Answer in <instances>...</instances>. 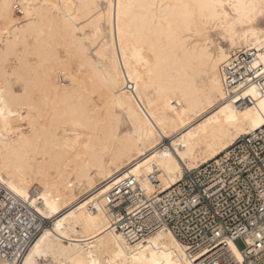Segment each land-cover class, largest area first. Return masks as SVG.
Here are the masks:
<instances>
[{"label": "bare ground", "instance_id": "bare-ground-1", "mask_svg": "<svg viewBox=\"0 0 264 264\" xmlns=\"http://www.w3.org/2000/svg\"><path fill=\"white\" fill-rule=\"evenodd\" d=\"M252 52L264 72V0H0V189L49 224L0 264H194L172 233L129 244L88 206L124 174L170 189L263 127L264 91L224 85Z\"/></svg>", "mask_w": 264, "mask_h": 264}, {"label": "built area", "instance_id": "built-area-1", "mask_svg": "<svg viewBox=\"0 0 264 264\" xmlns=\"http://www.w3.org/2000/svg\"><path fill=\"white\" fill-rule=\"evenodd\" d=\"M253 57V52L241 53L224 67L230 94L247 85L264 91V72L253 67ZM246 102L251 103H237ZM99 208L116 220L129 244L168 231L194 264H264V126L236 139L216 159L185 172L163 192L146 193L134 175H121L102 205L88 206L90 212ZM47 225L0 189V261L16 263ZM236 241H242V250Z\"/></svg>", "mask_w": 264, "mask_h": 264}, {"label": "rangeland", "instance_id": "rangeland-1", "mask_svg": "<svg viewBox=\"0 0 264 264\" xmlns=\"http://www.w3.org/2000/svg\"><path fill=\"white\" fill-rule=\"evenodd\" d=\"M17 17H21V15H16ZM86 33H89L88 30L85 31ZM213 40L215 42H218L217 37L215 38V35L213 33ZM60 53L61 55H63V51L60 49ZM92 55V53H90ZM29 63H33L34 62V58L32 56H28L27 58ZM17 66V61L15 60V58H11L7 64L5 65V70L8 73V80L11 83V87L12 89L16 92L19 93L21 92L24 87H23V83L14 75H12V69L14 67ZM76 65H72V69H75ZM55 80L57 82V84L61 85L62 87H67L69 85V82L67 81L66 78L62 77L61 75H58V77L55 76ZM165 143H168V141H165ZM99 185V184H98ZM100 186V185H99ZM49 225V224H48ZM235 246L239 249L242 250L244 248V244L242 243V241H236L235 242Z\"/></svg>", "mask_w": 264, "mask_h": 264}]
</instances>
